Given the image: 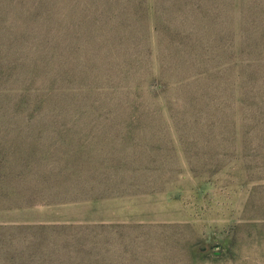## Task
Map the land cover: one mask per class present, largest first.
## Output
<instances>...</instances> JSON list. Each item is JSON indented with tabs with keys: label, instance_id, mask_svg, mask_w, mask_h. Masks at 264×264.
<instances>
[{
	"label": "rangeland",
	"instance_id": "rangeland-1",
	"mask_svg": "<svg viewBox=\"0 0 264 264\" xmlns=\"http://www.w3.org/2000/svg\"><path fill=\"white\" fill-rule=\"evenodd\" d=\"M0 264H264V0H0Z\"/></svg>",
	"mask_w": 264,
	"mask_h": 264
}]
</instances>
